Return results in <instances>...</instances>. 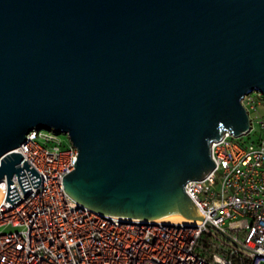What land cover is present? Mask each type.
<instances>
[{"label":"water","instance_id":"1","mask_svg":"<svg viewBox=\"0 0 264 264\" xmlns=\"http://www.w3.org/2000/svg\"><path fill=\"white\" fill-rule=\"evenodd\" d=\"M264 92V0H0V180L40 176L14 149L31 129L77 147L73 196L139 218L196 213L184 183L211 141L248 127ZM101 211V210H99Z\"/></svg>","mask_w":264,"mask_h":264},{"label":"built area","instance_id":"2","mask_svg":"<svg viewBox=\"0 0 264 264\" xmlns=\"http://www.w3.org/2000/svg\"><path fill=\"white\" fill-rule=\"evenodd\" d=\"M264 92L251 90L241 99L249 122L238 135L224 130L211 141L215 165L202 179H189L184 191L199 216L197 222L125 218L84 204L64 187L63 176L76 164L77 147L50 130L31 129L14 150L40 176L20 197L5 198L0 180V264H264V115L257 105ZM250 111H254L259 134Z\"/></svg>","mask_w":264,"mask_h":264},{"label":"bare ground","instance_id":"3","mask_svg":"<svg viewBox=\"0 0 264 264\" xmlns=\"http://www.w3.org/2000/svg\"><path fill=\"white\" fill-rule=\"evenodd\" d=\"M77 198V197H76ZM1 199V196H0ZM81 202H83L84 204L91 206L95 209L101 210L102 212L108 213V214H113L116 216H121V217H125V218H139L137 215H132V214H128L126 212H119L116 210H111V209H107V208H103L100 206H96L94 204H91L87 201H83L80 200L79 198L77 199ZM148 218V217H147ZM150 219H155V220H166V221H171V222H197L199 220V216L196 213L193 212H187V213H175V214H170V215H161V216H153V217H149Z\"/></svg>","mask_w":264,"mask_h":264},{"label":"rangeland","instance_id":"4","mask_svg":"<svg viewBox=\"0 0 264 264\" xmlns=\"http://www.w3.org/2000/svg\"><path fill=\"white\" fill-rule=\"evenodd\" d=\"M256 110H257V113H255V114L257 115V117L259 116L258 114L264 115V102L259 103V105H257V109ZM255 114H254V111H250V118L252 119L253 123L255 122V119H257L255 117ZM254 130H255V132H254V134L251 137L244 136L242 138H239V141H247L249 139H254V138L257 137V135L259 134V129H258V126H257L256 122L254 124ZM39 132L43 133V134L52 133V132H50V130H47V129H44V128L39 129ZM56 137L59 138L60 140L64 141L65 144L67 143V140L69 139L68 135L65 134V133H62V131H61V133H58ZM16 229L17 228H15V227H13L11 225H4V226L0 227V230L6 231V232L13 231V230H16Z\"/></svg>","mask_w":264,"mask_h":264}]
</instances>
